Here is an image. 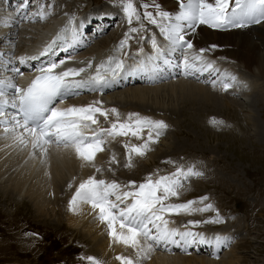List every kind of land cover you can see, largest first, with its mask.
I'll use <instances>...</instances> for the list:
<instances>
[{
  "label": "snow or ice",
  "instance_id": "6c2138e0",
  "mask_svg": "<svg viewBox=\"0 0 264 264\" xmlns=\"http://www.w3.org/2000/svg\"><path fill=\"white\" fill-rule=\"evenodd\" d=\"M129 24L128 32L120 40L115 51L127 55L125 48H130L131 33H139L144 29L143 19L159 28L160 34L167 42L161 46L155 36L151 37L153 52L143 58L129 57L135 63L128 64L119 56H109L106 60L94 64V59L80 61L83 66H66L68 61L74 60L73 56L59 61H51L46 67H39L37 73L26 86H20L15 82V76H24L20 67L13 64L12 60L6 61L5 71H11L12 76L0 78V126H3L5 138H11L22 149L30 148V157L39 158L42 164H47L53 147L57 150H70L81 161V166H91L96 173L104 171L103 166L96 164L97 155L105 151V145L116 137L131 135L143 140L141 144L125 143L128 157L125 167L133 166V154L144 157L151 151V145L158 143L159 137L169 127L164 120H153L150 117L141 116L131 112L121 119V114L116 108L105 109L102 101H93L87 105H71L59 107L64 101L79 94V90L101 91L110 87L118 77L132 76L139 72L155 71L159 69V61L165 65H171L169 54L179 51L182 63L176 67L182 68L185 77L203 73L208 69H214V61H208L204 53L208 49H195L190 34L195 33L201 25L213 29H227L245 27L252 23L264 20V0H235V5H230V0H178L179 11L173 15L161 9L157 3L152 7L155 13L147 11L149 5L143 4L145 9L143 17L138 11L133 0H119ZM28 0L21 3L14 10L22 19L32 20L38 16L46 19L50 13L41 7L37 12L29 14L26 9ZM231 9V10H230ZM11 16L3 19L4 26L10 27ZM139 23V27H133V20ZM34 22V21H33ZM69 24L61 28L56 36L35 55H22L18 57L19 65H26L29 61L38 60L48 56L60 41L66 39V33L71 32L75 39V28ZM144 39V37H141ZM71 46V45H69ZM216 46L213 45L212 48ZM67 51V48L63 49ZM139 53L143 54L141 47ZM3 54L0 53V56ZM8 64H13L9 69ZM162 71V69H160ZM235 80V77L231 78ZM215 86V81L212 82ZM227 90L230 84L224 83ZM12 109L13 111H8ZM98 116L106 121L110 117V127H101ZM213 125L222 124L213 118ZM147 130V139L143 134ZM154 134V135H153ZM108 171H113L111 165L119 161L115 153L109 160ZM166 163H175L166 161ZM48 174V173H46ZM204 173L196 169L195 165H179L175 171L167 175L155 177L149 175L144 182L136 184L129 181L127 185H121L116 180L108 181L88 176L79 182L71 199L68 202V210L72 213L81 211L83 205H90L96 212V218L106 224L108 235L114 243L122 244L135 251V259L129 256L118 255L116 260L120 264H143L146 259H151L155 251L170 253L172 248L183 247L185 252L188 246L199 240L200 243L209 241L201 233L181 231L171 227L174 223L167 217L180 215L181 213L192 215L196 212L213 210V205L204 203L207 196L199 198V201L189 200L183 203L170 202L173 197L179 199L185 182L191 177H202ZM72 188V183H69ZM203 204V207L194 206ZM212 220H190L188 223L197 226L201 223H223L219 210ZM28 235H35L29 233ZM230 237L216 235L214 242L217 252L221 246L227 247ZM183 242V243H181ZM216 255V253H214ZM218 259V255H216ZM90 264H103L96 257L88 256Z\"/></svg>",
  "mask_w": 264,
  "mask_h": 264
},
{
  "label": "bare ground",
  "instance_id": "6f19581e",
  "mask_svg": "<svg viewBox=\"0 0 264 264\" xmlns=\"http://www.w3.org/2000/svg\"><path fill=\"white\" fill-rule=\"evenodd\" d=\"M9 1H12V10L7 7ZM15 1L0 0V53L3 54L0 56V78L13 75L12 72L7 73L5 71L6 61L12 60L13 64L20 67L21 71L24 72L23 77L15 76V82L20 86H26L29 83L27 70L31 69L36 72L39 67H46L51 61L66 59L70 55L74 57V60L68 61L66 66L80 67L83 66L80 61L86 62L94 59L95 64L106 60L109 56H119L126 63L132 64L135 63V60L129 59V57L143 58L144 55L153 52L151 37L155 35H149L145 42L129 43L131 47L124 49L127 55L115 51L120 40L124 38V33L128 32L126 29L113 31L110 33L107 43L101 40L97 46L96 43L100 39L96 38L99 36L98 33H101L99 29L104 31L105 27L103 26L109 24L103 22L105 21L104 19L110 21L109 17L113 16L114 13L112 11H107L106 13L96 12V14H99L101 22L93 24V26L99 27L97 28V33L90 34L94 35L93 39V37L89 36V33L86 36L84 29L86 22L93 19V17L90 13L79 14V11L77 12L75 8V0H29L31 1V6L26 9L29 14L35 13L43 7L50 15L43 20L39 19L38 16L33 17L32 20H24L22 19L23 13H21L19 16L21 21L19 23H16L15 18H13L10 21L11 26L6 27L2 22L3 19L6 16L13 17L16 15L15 6L17 3H21V0ZM147 2L150 4L149 11L153 13H155V9L152 7L153 3L159 4L162 10L168 11L173 15L179 11L178 0H147ZM210 2H214V0H210ZM234 2L235 0H230V5ZM70 19L72 20L71 27L75 28L78 34L75 39L72 33L68 32L66 33V39L60 41L48 56L29 61L26 65H19L18 57L35 55L56 36L57 27L68 25ZM145 23L146 26L149 25L147 19ZM11 36H17V38H13L11 41ZM155 38L162 47L166 45L167 42L164 38L160 39L156 36ZM190 38L196 50L200 48L208 49L204 56L208 61L215 62L214 69L218 71L208 69L202 74L196 73L185 77L182 68L176 67V65L182 63L181 53L177 51L169 54V59L172 61L171 65H165L162 61H159L158 70L139 72L138 82L129 83V78L122 75L110 87L104 88L102 92L81 89L78 95L67 98L64 104L58 106H79L87 105L93 101H102L105 109L113 107L118 109L121 119L126 118L128 113L136 112L141 116L159 120L161 119V114H154V116L159 115V117H154L149 115L147 111L155 110L158 113L168 111L179 115L181 112L184 113L186 111L187 106L184 105L185 103L189 104L197 101V105H203L202 100L218 102L219 100H216L217 95L224 94L232 98V93L236 91L240 92V94L243 93L241 98L246 100V98L250 99L251 95L261 91L258 85L260 78L251 79L249 78L251 75L248 77L246 73L252 74L251 72H253L257 76L264 78V20L245 27L231 29H213L206 25H201L196 29L195 33L190 34ZM213 45L216 47L212 48ZM141 47L144 49L143 54L139 53ZM64 48H67V51H64ZM13 64H8L7 67L10 69ZM232 77H235V80H232ZM213 81H215V86H213ZM224 83L230 84L227 90L223 87ZM247 102L249 101L247 100ZM8 111L13 110L8 109ZM253 116V114L249 116L250 123ZM98 118L101 127H110V121L115 119L110 117L106 121L104 117L98 116ZM164 121H167V119H164ZM129 139H131L130 142H128ZM127 142L128 144L143 143L141 139L131 135L116 137L111 140L105 145V151L97 155L96 164L103 166L104 171L96 173L91 166L82 167L81 161L75 157L72 151L57 150L55 147L51 150L48 163L42 164L39 158L30 157V148L22 149L11 138H5L3 126H0V194L10 199L13 197L15 199H28L35 207V212L42 218H47V216L50 218L56 217V209H59L60 214L58 215L60 217L57 223H64V214L67 210L68 214L65 215L67 226L76 230L86 239L85 241L91 243L93 251L104 256L108 255L109 260L114 264L117 263L114 258L116 255L129 256L135 259V251L133 249L114 243L110 239L106 224L101 223L96 218V212L91 209L90 205H83L81 211L75 214L70 212L68 208L65 210L62 205L65 200L68 207L69 196L71 199L79 182L87 179L90 175H95L97 178L108 181L116 180L121 185H125L124 182H126L125 179L128 175L126 174L127 170L121 164L122 162L111 165L113 171H108V162L113 153L120 160L127 162L128 153L124 147ZM120 143L121 147L119 148L118 144ZM135 158L133 154L132 160L137 164L138 161H135ZM121 174L125 176L124 180L121 178ZM69 183H72V188L68 187ZM49 221L51 220L49 219ZM170 226L179 228L181 231L191 230L194 233H201L209 242L200 243L198 240V248H196L194 242L188 246L187 252L183 250V247L170 245L172 248L170 253L155 251L151 254V259L144 260L143 264H238L240 262V258L234 251L227 252L221 258H216V255H218L214 242L216 235L230 237L229 244L232 241L233 243L235 242V234L227 228L219 230L184 228V223L180 222H174ZM209 246L211 249L207 253L206 250ZM223 249L225 247L221 246L219 251L222 252ZM213 252H217L216 255Z\"/></svg>",
  "mask_w": 264,
  "mask_h": 264
},
{
  "label": "rangeland",
  "instance_id": "374dc122",
  "mask_svg": "<svg viewBox=\"0 0 264 264\" xmlns=\"http://www.w3.org/2000/svg\"><path fill=\"white\" fill-rule=\"evenodd\" d=\"M75 1L76 11L82 15L90 13L92 21L100 20L96 12L114 13L109 17L110 21L104 19L103 22L109 24H106L104 31L99 29L101 33H98L99 36L96 38L100 39L96 43L97 46L101 40L107 43L113 31L129 30L130 26L119 0ZM133 2L143 17L145 9L142 5L147 3L150 8V4L147 0ZM11 3L12 1H9L7 4L10 10L13 9ZM234 5L235 2L231 6ZM28 6H31L29 0ZM13 18L16 23L21 21L16 15ZM145 21L146 19H143L145 27L141 32L131 33L132 39L129 43L145 42L149 35L164 38L155 25L149 23L146 26ZM64 26L60 25L56 31ZM132 26L139 27V23L134 19ZM85 31L88 33L90 30ZM93 31L97 33L98 29L94 28ZM13 38L17 36H11V41ZM251 73H246L248 77L251 75L249 78L255 80L260 78L258 85L261 91L251 95L250 99L243 100L241 98L243 93L236 91L232 93V98L224 94L217 95L218 102L202 100L203 105H197V101L185 103L186 111L179 115L168 111L159 113L155 110L147 111L152 116L161 114L159 120L167 119L165 122L169 127L159 137L158 143L151 145L152 150L146 156L137 158L134 155L138 163L133 162L131 168L125 167L126 161L117 157V160H120L118 164L122 162L127 170L125 185L129 181H135L138 185L149 175L155 178L170 174L179 165L185 167L195 165L197 170L202 171L204 173L202 177L189 178L181 190L179 199L173 197L170 202L199 201L200 197L207 196L208 200L204 203L212 204L213 210L192 215L181 213L167 218L173 222L184 223V228L204 230L227 228L235 234L236 239L234 243L233 241L228 243L227 247L223 246L225 249L222 252L218 251V257L234 251L240 258L238 264H264V78ZM252 114L254 116L250 123L249 116ZM213 118L223 123L213 125L210 123ZM143 137L144 140L147 139V130ZM130 141L131 139L128 140ZM118 146L120 148L121 143ZM121 176L122 179L125 177L122 174ZM69 200L70 196L67 203ZM62 205L65 210L68 208L65 200ZM56 210V217L42 218L35 212V207L28 199L14 197L10 199L0 194V264H90L88 256L98 258L103 264H114L108 255L93 251L91 243L67 226L65 222L67 210L64 214V223H57L60 210ZM215 210H219L220 216L224 218L223 223H201L197 226L188 223L190 220H212L216 216ZM29 233L35 235H28ZM210 249L206 250L207 253ZM116 264H120V261L117 260Z\"/></svg>",
  "mask_w": 264,
  "mask_h": 264
}]
</instances>
